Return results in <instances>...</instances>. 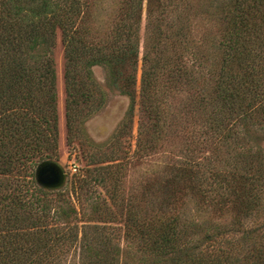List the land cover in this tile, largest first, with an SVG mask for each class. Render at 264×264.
<instances>
[{
	"label": "trees",
	"instance_id": "16d2710c",
	"mask_svg": "<svg viewBox=\"0 0 264 264\" xmlns=\"http://www.w3.org/2000/svg\"><path fill=\"white\" fill-rule=\"evenodd\" d=\"M104 1L0 0V264H131L106 226L72 224L69 195L35 180L39 163L58 152V34L67 144L80 143L81 124L103 104L94 67L129 99L116 142L132 137L138 117L134 148L129 142L99 161L85 152L87 167L117 173L96 177L111 182L100 221H118L126 208L124 240L158 264H229L228 250L206 247L234 233L252 240L239 264H264V224L261 236L244 230L245 219L264 211V151L256 146L264 143V0ZM167 118L187 141L164 190L184 184L207 202L208 180L221 189L213 205L233 210L227 225L181 209L145 217L122 196L120 174L157 151ZM90 173L73 174L79 204Z\"/></svg>",
	"mask_w": 264,
	"mask_h": 264
},
{
	"label": "rangeland",
	"instance_id": "374dc122",
	"mask_svg": "<svg viewBox=\"0 0 264 264\" xmlns=\"http://www.w3.org/2000/svg\"><path fill=\"white\" fill-rule=\"evenodd\" d=\"M104 2V6L106 7L111 3V0H105ZM144 23L145 13H143L142 16V27H144ZM142 33L143 28L141 34ZM54 59L57 74L59 143L57 157L50 159V161L57 163L61 167L65 174V181L60 188L47 190H51L57 194L65 193L67 196L69 195L68 197L77 209V216L73 217L72 224H78V226L81 227L84 221H88L91 224L106 226L103 232L112 237L113 243L120 245L123 251L121 254L122 258H125L126 254H130L131 264H158L156 263L158 261L155 256L138 252L135 249V245H131L124 240L122 230L127 213L126 208L123 207L117 211V213H119L118 221H111L107 224L100 221L101 215L98 210L100 204L105 199L108 200L106 188L110 187L111 182L106 183L107 186L103 187L96 180V177L106 176L112 169H110L111 171H101L98 167H95L98 166V164H90L87 167V155H91L95 161H99L110 153L119 154L118 151H116L117 149L124 151L129 142H131L133 148L135 147L138 126L137 115L133 118L132 137H125L116 142L118 129L126 117L125 114L129 106V99L126 96H122L119 90L109 83L104 69L94 67L92 69L93 76L103 93L104 101L101 107L96 108L81 124L82 134L80 143L76 142L73 147H70L66 142L64 116L65 91L63 81L64 56L60 34L57 35ZM140 73L141 70L139 65V77ZM167 120L170 126L166 127L160 139L157 151L150 156H145L138 160L133 166L130 164L127 169L123 170L122 174H120L122 181V196L138 205L137 207L140 213L144 214L145 217L150 214L159 215L162 212L167 211L168 213L176 209H181L180 211L183 210L189 215H194V217L199 213L198 218H200V220H206L208 222L216 220L219 223L227 225L233 219V210L225 209L221 205H213L221 189H209L207 186L209 184L208 180L203 188L205 193L209 195L207 202L201 197L198 198L193 194L192 190L187 189L184 184L174 186V188H172L174 191L173 193L167 190L166 193L164 190L166 180L172 177V171L174 169L172 166L179 163V159L182 157L187 141V138H185L181 132V127L176 126V121L170 120L169 118H167ZM170 122H172L173 125ZM256 146L264 151V143L259 142ZM84 168H88L91 172L90 174L93 176L91 185L86 189L92 191V196L85 197V194L88 192L85 190L84 195H82V198L84 197L85 199L79 204L76 197L77 195H75V191L73 192V186L75 184L73 182L75 180V178L73 179V174L82 171ZM116 174L117 173H111L107 176H116ZM210 182L212 183V179ZM228 205L229 204L226 206ZM116 209L118 208L114 210ZM263 224L264 211L259 218L249 217L245 219L244 230L245 228L256 229L253 236H261L260 233L262 231L259 229V226ZM228 240L232 241V245L227 243ZM251 241L250 238L244 237L241 233H234L226 236L214 246L208 245L206 248L210 251L213 250L215 253H220L222 249L228 250L232 258V262L229 264H239V260L245 254L247 247H249L246 242Z\"/></svg>",
	"mask_w": 264,
	"mask_h": 264
},
{
	"label": "water",
	"instance_id": "95a60500",
	"mask_svg": "<svg viewBox=\"0 0 264 264\" xmlns=\"http://www.w3.org/2000/svg\"><path fill=\"white\" fill-rule=\"evenodd\" d=\"M35 180L42 188L56 189L64 184L65 174L57 163L45 161L36 167Z\"/></svg>",
	"mask_w": 264,
	"mask_h": 264
},
{
	"label": "built area",
	"instance_id": "2783aa9c",
	"mask_svg": "<svg viewBox=\"0 0 264 264\" xmlns=\"http://www.w3.org/2000/svg\"><path fill=\"white\" fill-rule=\"evenodd\" d=\"M75 171V170H74Z\"/></svg>",
	"mask_w": 264,
	"mask_h": 264
}]
</instances>
